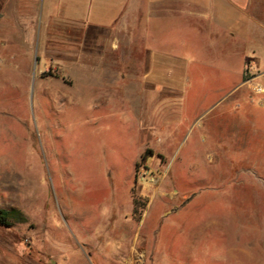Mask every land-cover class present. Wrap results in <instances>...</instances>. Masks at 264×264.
Segmentation results:
<instances>
[{
    "label": "rangeland",
    "instance_id": "1",
    "mask_svg": "<svg viewBox=\"0 0 264 264\" xmlns=\"http://www.w3.org/2000/svg\"><path fill=\"white\" fill-rule=\"evenodd\" d=\"M40 6L0 0V209L13 221L0 264H264V66L248 35L215 27V43L208 30L171 48V91L143 81L135 33Z\"/></svg>",
    "mask_w": 264,
    "mask_h": 264
},
{
    "label": "crops",
    "instance_id": "2",
    "mask_svg": "<svg viewBox=\"0 0 264 264\" xmlns=\"http://www.w3.org/2000/svg\"><path fill=\"white\" fill-rule=\"evenodd\" d=\"M42 16L59 24L77 28L117 29L135 33L137 44L146 52L143 81H166L175 91L177 82L165 76V70L180 73L181 55L171 48H186L194 35L209 30L213 43L218 31L235 40L228 33L237 25L238 38L248 35L249 58L264 66V0H40ZM247 20L245 23L243 20ZM242 23V26H241ZM219 29L212 31L213 28ZM226 28V30H225ZM228 30V31H227ZM223 33V34H224ZM178 34V36H176ZM189 36V37H188ZM153 40L154 47L150 44ZM157 44H164V51ZM240 55V54H239ZM251 55V56H250ZM167 73V74H168ZM171 75V74H168ZM152 85L151 81L148 83Z\"/></svg>",
    "mask_w": 264,
    "mask_h": 264
},
{
    "label": "trees",
    "instance_id": "3",
    "mask_svg": "<svg viewBox=\"0 0 264 264\" xmlns=\"http://www.w3.org/2000/svg\"><path fill=\"white\" fill-rule=\"evenodd\" d=\"M0 226L11 227L13 226V221L9 216V212L0 209Z\"/></svg>",
    "mask_w": 264,
    "mask_h": 264
},
{
    "label": "built area",
    "instance_id": "4",
    "mask_svg": "<svg viewBox=\"0 0 264 264\" xmlns=\"http://www.w3.org/2000/svg\"><path fill=\"white\" fill-rule=\"evenodd\" d=\"M256 93H257V94L262 93V88H261V87L256 88Z\"/></svg>",
    "mask_w": 264,
    "mask_h": 264
}]
</instances>
